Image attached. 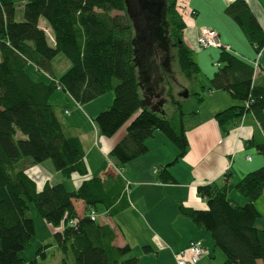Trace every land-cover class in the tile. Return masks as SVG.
<instances>
[{"label":"trees","instance_id":"16d2710c","mask_svg":"<svg viewBox=\"0 0 264 264\" xmlns=\"http://www.w3.org/2000/svg\"><path fill=\"white\" fill-rule=\"evenodd\" d=\"M19 1L23 21L16 19V0H0V264H39L26 256L37 236L29 215L33 206L53 228L54 242L64 254L61 264H71L70 255L74 264H142L130 245H115L116 230L101 224L96 214L99 206L108 217L129 208V184L122 177L89 176L80 137L60 120L50 101L59 91L84 106L114 92L112 105L94 124L100 136L110 138L132 119L109 154L116 164L123 167L146 155L147 141L157 131L179 150L177 159L184 158L187 128L194 123L186 122L199 113L185 112L183 99L186 92L198 104L203 98L180 84L174 71L175 60L188 80L202 71L184 41L187 25L180 0ZM225 12L261 54L264 28L246 0H234ZM41 21L49 30L41 28ZM220 52L208 90L228 92L241 105L218 112L215 119L227 135L254 115L262 132L246 146L264 158V75L258 80L260 68L231 47ZM59 55L71 66L57 78L52 64ZM167 102L171 115L164 109ZM47 161L66 181L79 176V187L47 182L40 190L37 177L29 173ZM169 166L160 172L164 183ZM232 178L228 171L224 184L200 185L197 194L207 209L181 205L180 214L211 235L224 264H264V229L257 226L261 214L255 205L264 196V165L237 184ZM232 190L248 202L232 200ZM75 201L84 202V216L78 215ZM45 248L37 254L47 260ZM143 250L154 251L149 246Z\"/></svg>","mask_w":264,"mask_h":264},{"label":"crops","instance_id":"0c3cea01","mask_svg":"<svg viewBox=\"0 0 264 264\" xmlns=\"http://www.w3.org/2000/svg\"><path fill=\"white\" fill-rule=\"evenodd\" d=\"M233 1L222 0L225 7H222V11L218 13L220 20L218 19L215 24L204 26L215 30L223 45L230 46L245 60L254 62L257 59L253 53L255 51H252L254 48L248 43L239 26L225 12L227 5ZM246 2L264 28V0H246ZM200 4L193 5L191 2V15L195 19L184 18L187 25L184 41L197 55L195 60L199 66L205 67L203 52L197 45L199 30L204 27L198 26L197 16L202 13ZM194 11L195 15L192 14ZM40 26L49 30L44 21L40 22ZM212 49L216 48L209 50ZM212 52L209 56L213 55ZM259 65L258 80L264 75V50L261 53ZM201 70L205 72L208 81L214 75V71L211 73L205 68ZM201 83L203 101L197 107L199 114L194 123L187 128L188 152L186 156L177 159L179 150L162 132L157 131L154 137L147 141L149 152L123 167L116 164L109 154L126 133L120 135L117 133L118 135L110 138L100 136L94 124L98 114L111 105L112 97L100 99L101 101L97 99L98 101L78 106L68 95H63L66 101L62 103L64 113L69 116L66 124L83 143L89 176L99 177L102 180L122 177L129 184V208L114 217H108L106 210L103 213L97 210L96 214L99 215L101 224H109L116 230L115 245L119 247L130 245L134 256L138 257L142 264L151 262L177 264L176 255L182 250H188L193 241L204 246L207 252L198 264H224L225 258L223 255H218L211 235L199 229L190 219L182 216L179 208L184 205L196 210L207 209L205 200L197 194V188L200 185L213 182L224 184V175L228 171L234 174L231 183L237 184L248 173L264 165L262 156L257 151L258 155L248 152L254 148L246 146L247 141L251 140L255 133L262 132L254 115L244 117L240 123L231 128L227 135H224L215 115L232 106L241 105V103L228 92L209 91L210 83L208 85ZM196 88L197 85H194L192 90L197 92ZM208 101L213 104L210 105V110L204 113V106ZM248 157H251V161ZM167 165H170L169 174L164 176L167 178V182L164 183L161 180L163 177L160 179V172ZM35 172H39L40 178L36 180L40 189L47 182L53 184L48 178L51 175L54 176L52 169L45 166V163L33 167L29 175L34 177ZM64 180H61V183H67L69 189L78 188L83 181L77 175L70 180ZM230 198L240 204L248 202L234 190L230 192ZM260 203H264V196L261 201L255 203L261 214L258 222L264 218V214L259 209ZM74 205L78 215L84 216V202L75 201ZM258 227L264 229L261 223ZM135 228L139 235H132L134 234L132 230ZM145 246L151 247L154 251L147 254L143 250ZM189 258L190 254L187 253L185 259L189 260Z\"/></svg>","mask_w":264,"mask_h":264},{"label":"rangeland","instance_id":"374dc122","mask_svg":"<svg viewBox=\"0 0 264 264\" xmlns=\"http://www.w3.org/2000/svg\"><path fill=\"white\" fill-rule=\"evenodd\" d=\"M16 2H18L16 5V9H17L16 19L18 21H23L24 20L23 5L21 3H19L20 2L19 0H16ZM191 2L193 3V5L201 3L200 6H201V10H202L201 12L202 13L199 16H197L198 26L210 25V24H215L216 21L218 22V19L220 17V15L218 13L222 11V7H225L224 2H222V0H180L181 11H183V15H184L185 19H190V18L195 19L191 15V10H192ZM224 10H225V8H224ZM204 27H206V26H204ZM206 28H208V27H206ZM247 46L250 47L249 44H247ZM250 49H252V48L250 47ZM212 51H214V52H212ZM252 51H254V50L252 49ZM201 52H203L202 57H203L204 62H205V67H201V68L202 69L205 68L206 70H208L211 73L213 71L214 72L217 71L218 70L217 69L218 68L217 62L219 61L218 55L220 53V49H215V50H213V49L207 50L206 49V50H202ZM210 52H212L213 55L209 56ZM253 53L255 55V58H257V54L255 52H253ZM194 58L197 59V55L195 53H194ZM52 66L54 68L55 77L59 78L61 75H63L69 69V67L71 66V63L64 55H59L53 61ZM173 66H174V71L177 73V78H178V81L180 82V84H183L184 86H187L190 89H192L194 85H197V88H196L197 93H200L201 95L203 94V89L200 85V82H202L201 84H203V85L209 84L208 79H206L207 77H206L205 72L201 71V73L197 76V79H196L197 82L195 83V79H193L192 81L188 80L181 73V71L179 69L178 62L176 60L174 61ZM214 72H213V74H214ZM63 95L64 94H62V92H59V91L55 92L52 95L50 103L52 106H54L56 108V111L58 112V116H59L60 120L64 124H66L69 121V116L65 115L63 113L64 107H63L62 103H64V102L66 103ZM114 95H115L114 92H110V93L100 97L99 100L100 99L101 100L108 99V98L112 97V100H111V105H112L113 100L115 98ZM96 101H98V100H96ZM183 103H184L183 105H184L185 112H191L192 110L197 109V106H199L197 99L193 96H191L189 98L185 97L183 99ZM212 104L213 103H211V101L206 102V104H205L206 106H204L205 108H204L203 112L207 113L210 110V105H212ZM110 106H108V107H110ZM164 109L169 115H171L173 113V107L171 106V104L169 102H167L165 104ZM194 120H195L194 118H188V120L186 122V126L191 125L194 122ZM131 121H132V119L128 123H126V125L118 132L119 135L122 133H126V129L129 126V124L131 123ZM248 152L258 155L255 149H250ZM45 166L52 169L54 176L51 175L48 178L50 179L51 182H53V184H58L61 182V180L65 179V178H63V176L61 174H57V172L55 171V168L53 166V163L51 161L45 162ZM33 176L40 178L39 172H35V174ZM234 192L236 194L238 193L236 190H234ZM261 199H262V197L258 201H261ZM78 208H80V206H78ZM259 209L264 214V203L263 204L260 203ZM104 210L105 209L103 208V206H99L98 211L100 213H103ZM29 215L33 218V220L35 222L37 236H36V240H34L32 246H31V248L27 251L26 256L29 257L30 259L37 258L39 264H61V259L64 258V254L62 253V251H60V249H58V247L56 246V244L54 242L52 226L50 224H48L40 216V214L38 213V211L36 210V208L34 206L32 207V211L29 213ZM97 219L99 221V215H97ZM260 223L262 224V226H264V218L260 222L257 223V226L258 225L260 226ZM132 231L134 233L132 235H139L138 230L136 228L133 229ZM140 235H142L141 232H140ZM41 246H46L45 252L47 254V260L40 258L37 254V252L41 248ZM217 251H218V255H223V253L220 250H217ZM70 262H71V264H74V260H73V257L71 255H70ZM150 264H154V262H151Z\"/></svg>","mask_w":264,"mask_h":264},{"label":"built area","instance_id":"2783aa9c","mask_svg":"<svg viewBox=\"0 0 264 264\" xmlns=\"http://www.w3.org/2000/svg\"><path fill=\"white\" fill-rule=\"evenodd\" d=\"M195 14L194 12L192 13ZM197 45L199 48L202 49H209V48H217V49H225L227 51H230V46L223 45L219 41L218 33L211 29L203 27L199 30V36L197 38ZM261 57V54L257 56V59L254 61V67L258 71L260 65H259V59ZM217 66H220V64H217ZM249 160H251L250 157H248ZM187 253L190 254L189 260L185 259ZM206 249L204 246H202L198 242H191L188 250H182L177 255V264H198L201 259L206 254Z\"/></svg>","mask_w":264,"mask_h":264},{"label":"water","instance_id":"95a60500","mask_svg":"<svg viewBox=\"0 0 264 264\" xmlns=\"http://www.w3.org/2000/svg\"><path fill=\"white\" fill-rule=\"evenodd\" d=\"M127 4H128V2H127ZM128 11L130 12V8L129 7H128ZM185 94H186L185 96L188 97V93L186 92Z\"/></svg>","mask_w":264,"mask_h":264}]
</instances>
